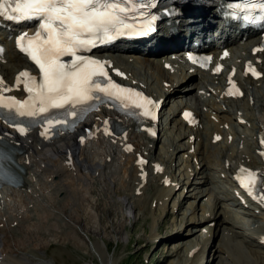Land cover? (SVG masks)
Wrapping results in <instances>:
<instances>
[{
	"label": "rangeland",
	"instance_id": "374dc122",
	"mask_svg": "<svg viewBox=\"0 0 264 264\" xmlns=\"http://www.w3.org/2000/svg\"><path fill=\"white\" fill-rule=\"evenodd\" d=\"M121 64L137 78L145 81L149 89L157 91L160 88L156 79L160 74L159 70L155 67L146 66L149 63L124 61ZM0 68L8 70L10 66L4 64ZM198 82L199 80H195L194 83L198 84ZM250 88L256 102L254 106L249 107L250 111L243 107L244 101L227 106V114L233 117L237 109H243V113L249 121V125L239 128L238 135L234 137V143L241 139L245 145L247 144L248 150H252L254 128L261 121L264 123V108L261 105L264 103V78L260 83L252 85ZM204 120L203 125L207 129L209 125L207 120ZM206 129L204 128L200 132L203 136V146L201 150L199 149L197 156L201 167L204 163L205 167L197 172L198 175L194 178L191 187L188 188L186 194L188 200H186L180 217L179 215L176 218H173L174 215L168 217L169 219L165 217L166 213L174 214L172 204H170L171 208L169 209H167V204L164 207L155 208L153 204L149 206V203L142 208L141 203L136 200L134 202L131 200L127 204L128 198L126 196L132 193L131 188L129 189L132 180L129 177V166L126 167V174L123 173L125 160L122 159H114L111 163H107V167L105 165L106 168L103 165L101 172L94 175V178L87 175L83 169L78 170L74 176L70 177L62 174L61 185L66 186L69 191L76 194L77 202H72L70 198L63 196L62 190L58 194L52 192V187L56 183L46 176L38 181V185L35 186L31 196H14L13 199H9L12 192V189H9L6 195L1 198L0 231L3 238L0 241V258L3 263L185 264V249L172 256L176 245H169L170 241L168 243H165L164 240L158 243L153 241L157 237H164L167 233L183 229V227L182 232H188L190 228L184 226L185 221L188 222L192 217L197 219L202 215L200 209L204 201L209 202L211 206L213 205L211 209L215 208L214 213L223 216L227 221L229 220L230 225L236 226L238 219H240L239 212L231 209V202L233 201L230 195L231 183L222 177V171L225 172L223 158L227 156L230 164L233 165L239 153L236 152L234 144L221 143L215 148L210 147L208 145L210 134ZM160 139L161 142H158L153 155L163 160L164 166L175 177L184 179L186 177L185 167L192 162L188 155L187 158L183 155L186 146L184 137H179V127L174 124L165 126ZM180 142L181 144H179ZM93 145L91 146L92 150H85V155L88 157L101 151L99 146ZM104 146L107 147L106 144ZM164 151L167 153L165 156ZM111 155L113 154L111 153ZM40 156H51V164L60 165V161H57V153L50 149H45L40 153ZM118 156L116 153L115 157L118 158ZM102 157L103 155L99 159L102 160ZM191 169H194L192 165ZM205 176L210 178L207 184H203ZM156 184L154 179L149 182L147 189L149 198L159 195V191H156ZM195 186L204 190L203 195L207 193L201 201H198L199 198H195ZM180 193L177 191L173 198L178 197ZM240 220L248 229L252 223L264 226V215L255 218L244 216ZM238 228L235 230L237 237L235 242L241 240L247 253L250 252V254L263 259L264 248L255 246V242L246 238L240 225ZM221 229L220 226L216 228L218 236L216 238L218 241H214L215 247L217 245L216 248L222 246V242H219L222 235ZM199 235V233H195L189 239L192 242L199 241ZM233 249L234 252L238 250L235 247ZM239 251L242 250L239 249ZM218 252L219 248L215 252L211 264H231V260L227 258L226 254L224 255L221 251ZM242 253L244 254V251ZM168 254L170 258L165 259ZM243 256V260L250 264L247 255Z\"/></svg>",
	"mask_w": 264,
	"mask_h": 264
},
{
	"label": "bare ground",
	"instance_id": "6f19581e",
	"mask_svg": "<svg viewBox=\"0 0 264 264\" xmlns=\"http://www.w3.org/2000/svg\"><path fill=\"white\" fill-rule=\"evenodd\" d=\"M198 9H199L198 11H196L195 9H194L195 11H193V13L196 14V16L194 14L192 17L193 21L195 20V22L190 24V27L207 26V23L210 24L208 21V18H210L211 16L214 17V14L212 11H208L207 14H203L205 11L209 10L210 8L207 10H203L200 8H198ZM189 12H192L191 8L189 9ZM181 26H183V24ZM170 42H172V41H170ZM247 43L248 42L244 43L243 47H241L242 48L241 50H243V51L246 50L244 47H246L248 45ZM11 48H12V45H10V50H12ZM6 57H7L8 64L11 65V69L5 70L3 68L4 70H2V73L5 75V77L9 76L10 74H12L14 72V69H13L14 67L20 66L19 68H21L23 66V65H21L23 62V58H21L14 51H11L8 54V56H6ZM134 58H137V57H134ZM137 59H139L140 62H142V63L154 62L155 68H157L160 71L159 75L161 77L165 75L166 72H164L162 70L161 65L158 63H155V62H158L157 60H155V55L149 54L146 56H142V58H137ZM188 72L187 73L185 72L181 77H179L175 81L172 78H170V80H168L166 78L167 82H169V84H171V87H172L171 93L169 95H167V94L165 95V92L162 91V88L160 86L159 90L157 91V93H158L157 95H159V97L165 96L164 104H166V107L169 105V103H170V107H172V106L179 107L180 105L177 104L175 99H177V98L181 99L183 97H189L192 95V94L190 95V92H194V96L195 97L197 96L196 92L199 88L201 89L202 86L201 87H194L193 89H195V91L192 90L191 84H193L192 81L195 79L196 74L188 73ZM140 80H141V78H140ZM15 81L16 80L14 79V82ZM205 81L207 83L208 80L206 79L205 76H203V88L206 92H210L209 86L204 84ZM252 82H254V81H252ZM14 87H16V84H14ZM12 92L14 94H21L22 93L20 90H18V91L12 90ZM199 98H201V97H199ZM251 98H252V96L248 95L247 99L244 100L243 107H246V109H249L248 111H250L249 107H250ZM196 100H198V98H196ZM234 103H237V102H234ZM261 105H262V108H264V103ZM182 107H185V103ZM213 110L216 112V114H217L216 116L218 117L217 119L220 121L219 124H217V126L214 127V129L219 130L220 126L223 125L224 123H226V122L228 123V121H235L236 117H234V116L232 117L229 114L225 113V111L223 110V107L221 105L214 106ZM240 111H243V110L240 109ZM236 116H237V114H236ZM242 117L248 121V119L245 115L244 116L242 115ZM103 119H104V116L102 117L100 114H98V117L95 119L90 120V118H88L84 121V124H82V128L77 129L78 134L76 136L73 135V136H69V138H59L56 141V143L48 144V145H46L47 147L43 146V144L40 143V141L38 139L39 134L30 133L29 135H27L25 137H21V136H18L17 133H15L13 130H10V128L8 126H6V128H4L2 126L3 124L0 123V136L4 137L5 139H8L10 141H13V142H15V141L21 142L20 144L24 150V153L28 155L26 157L28 159V161H26L25 158L23 161H21V158L19 159L21 163H19L17 161L18 165L24 169L23 173L19 172V170L16 169V172L19 173V175L21 176V178L23 180V185L18 190L12 191L10 193L11 195L9 196L10 197L9 199H13L14 196L15 197L16 196L22 197L25 195H29V196L33 195V191L35 190V186L38 185V181L41 178L47 176L52 181H54V183H56L55 186L52 187V190H51L52 192H55V194H58V192L60 190H62L63 196H66V198H70L72 200V202H75L76 201V194L74 192L69 191V189H67L66 186L61 185L62 174H63V176L70 177L72 175L74 176V174L76 172H78V170L83 169L87 175L91 176V178H94V175H98V173L101 172L103 165H104V167H105V165L107 167V163H111L112 161H114V159H117V160L122 159V160H125V163L123 166L124 167L123 173L126 174V172H127L126 167L129 166L130 176L129 175H127V176H129L130 179L132 180V183H130V185H129V189L131 188L132 193L130 195L126 196L128 198L127 204H129V202L131 200H133V202H134V200H136V201H139L141 203V207L143 208L145 205H147V203H149V206H151L152 202L155 200L156 203H158V204L160 203V206L165 205L167 198H169L170 193L176 187V185L173 183H171V184L168 183V185H167L168 187L163 185L164 180L169 178V176L167 175L166 169H160V164L158 162H154L152 160V158H150L151 150L153 149L155 142H153V141L150 142L148 139H146L144 137V135H138L137 133H134V134H127L125 136V138H124V136H120V138L123 137V138H121V140H120V138L117 139L119 141V144L121 145V149H119L117 147L112 148V146L109 143H106L104 141V138L102 137L105 131L99 130L97 133V130H96V127L100 126L103 123V121H104ZM175 121H178V120H174V122ZM207 121L209 122L208 119H207ZM263 128H264V123L262 121L260 123H258L257 126L254 128V130L257 129V132L254 131L255 132V134H254L255 135L254 136V138H255L254 148L255 149H256V144H257V139H258L257 134L259 137H261V139H263V135H262ZM193 129L194 128L189 129L188 135H186L184 138L185 139L184 143L188 145V148L185 149L183 155L189 149H191L192 144L190 142V137H193L196 134L193 132ZM184 133H183V135H184ZM130 135H132V136H130ZM84 136H87V137L88 136H91V137L96 136L93 139H95V138L98 139V137H102L101 138L102 142H100V144L93 145V146H97V147L99 146L98 148H100V150H101V151H99L100 153L99 152L96 154L93 153V154H91V157H88L87 155H85V150H87V149L92 150V147H91L92 146V144H91L92 139L89 138L86 141H85V139L83 141H82V139L81 140L78 139L79 137H84ZM62 137H64V136H62ZM73 137H77V138L74 139ZM196 137H197V142L195 144V151L196 152L194 154L193 153L191 154V158H193L197 155V151H199V149L201 147V143H202L201 138H199L200 137L199 133L196 134ZM211 138L212 137L210 136L209 140H211ZM77 140H80L81 146L78 145ZM238 142L240 143L241 139ZM103 144H107V147L106 146L103 147ZM127 144L133 145L132 152L126 153V151H124L123 148ZM179 144H181V142ZM209 145L211 146V143H209ZM245 146L243 145V148ZM46 148L50 149L52 152L57 153V157H58L57 161H60L59 166H56L55 164H51V162H52L51 156H40V153L43 152ZM94 149H96V148H94ZM179 149H180V147H179ZM116 152H118L117 153L119 155L118 158L115 157ZM243 152H245V151H243ZM243 152L241 151V153L239 154L240 155V157L238 156L239 160L243 159V155L245 154ZM111 153L113 155H111ZM125 154H127V155L125 156ZM165 154H167V153H165V151H164V156H165ZM102 155H103L102 160H100L99 158ZM139 157H142L143 159H145L144 164L139 165L138 163H135ZM247 159H249L250 162ZM258 159L260 160V158H258ZM244 162H245V164L242 163L243 165L253 166L254 168H258V167H256L257 162L254 160L253 155L249 153V150H247V154L244 155ZM225 163H226V161L224 162V165H225ZM204 164L202 165V167L200 169L205 167ZM238 164H240V162ZM147 165L150 166L149 169H147ZM158 165H159V167H158ZM108 166H111V165H108ZM235 166L237 167L239 165H235ZM188 167H189V164L187 165V168ZM109 168H111V167H109ZM151 171H153V173H151ZM260 171L263 172V174H264V171H262V170H260ZM140 172L142 174L139 177ZM188 172L186 173L188 178L187 177L186 178L189 180L190 173H188ZM157 173L159 174L158 178L160 179V182H161V185L156 184V189H157L156 191H159V195H157V196L154 195L152 197L150 196V198H149V196L147 195V189L149 186V182L153 181V177L156 180V178H157L156 174ZM143 175L146 176L145 177L146 179H144L142 177ZM120 180H122V179H120ZM148 180H149V182H146ZM208 180H209V178L205 176L203 184L206 183ZM143 182H146V183H143ZM190 186H191V183H190ZM127 187H128V185H127ZM10 188L11 187L3 185L0 188V195L1 196L6 195V193L8 192V190ZM125 188H123V189H125ZM13 189H15V188H13ZM194 190L196 191L195 198H196V196H200L199 201H201L204 197V196H202V194L204 193V190L198 186H195ZM136 191H140V194L137 195L135 193ZM197 194H199V195H197ZM37 197H39V196H37ZM1 198H0V201H1ZM186 200H188V199L187 198L183 199L180 203H178V205H176L177 210H176L175 215H177V216H175V217L171 216V217L176 218V217H178V215L180 217V215H181V213L185 207L184 205H186L185 204ZM1 204L2 203L0 202V208H1ZM210 207L211 206L207 202L204 201V203L201 204V208L203 211L202 216H201L202 218L200 220H197V219H194L192 217V219H190L188 222L185 221L184 226L185 227L188 226L190 228L188 232L186 231L185 233H183L182 230H176V231L167 233L163 237L164 241H166L165 243H168L170 241L171 243H169V245H172V244L176 245V247L174 248L175 250L173 249L174 252L172 250V252H173L172 256L179 253L180 250L185 249V262H186L185 264H211L212 260L214 259V254L216 251H218V248H219V252L220 251L223 252L224 255L226 254L227 258H230L231 264H244V262H246V261L243 260V258H244L243 255H247V257L250 259L249 260L251 262V263L249 262L250 264H262V261H264V258L262 259L259 256H254V255H252V253L250 254V252L247 253V251L244 249L245 247H243V245H242L243 243L241 242V240L240 241L237 240L238 242H235V239H237V237L235 236V233L233 232V230L236 229L235 226L230 225L229 224L230 222H228L229 220L227 221L223 216L221 217L220 215L213 213L212 210H210ZM201 222L203 223L202 228H205V234L202 233L199 236L200 241H197V242L193 241L192 242L191 239H189V238L194 235V231H199L198 229H196L197 228L196 224H199ZM212 222L214 224H212ZM176 223H178V221H176ZM211 225H213L214 227H211ZM218 226L222 227V233H221L222 235L220 236L221 240L219 239V242L220 241L222 242V246L216 248L217 245L215 247L214 241H218V240H216V238L218 237L216 235L217 234L216 228ZM238 230H240V228ZM250 233H251V231H250ZM2 238H3L2 232L0 231V241ZM256 239L261 240V237H257ZM189 241H191V242H189ZM145 247H147V245H145ZM234 247L236 249H238V250H236L237 253L234 252V249H233ZM261 247H263V246H261ZM239 249L244 251V254L243 253L241 254L242 251H239ZM192 250H195V253L193 255H190V251H192ZM249 250H251V249H249ZM218 253H216V254H218ZM169 254L165 257V259L170 258V257H168ZM229 263H230V261H229ZM0 264H5V263H3V260L2 261L0 260ZM245 264H247V262Z\"/></svg>",
	"mask_w": 264,
	"mask_h": 264
},
{
	"label": "snow or ice",
	"instance_id": "6c2138e0",
	"mask_svg": "<svg viewBox=\"0 0 264 264\" xmlns=\"http://www.w3.org/2000/svg\"><path fill=\"white\" fill-rule=\"evenodd\" d=\"M143 7L135 0H123V3L111 0H0V16L16 21H42L35 36L28 38L24 34L18 39L21 51L38 67L39 79L27 71L21 72L17 83L23 78L28 99L19 101L0 96V110L14 112L22 118H36L51 109L68 106L75 109L78 105L98 99L97 94H103L119 101L125 109L135 107L142 110L141 115H151V108L155 107L151 100L112 82L104 70V63L78 55L100 41H111L120 35H143L150 31V22L139 26L125 22L130 11ZM232 8L235 13L244 12L243 19L251 20L255 19L251 12L264 13V0H244L243 4L233 5ZM2 52L3 49H0V54ZM64 56L72 57L71 63L62 62ZM97 77L105 82L102 84L95 79ZM2 84L3 81H0ZM4 90L0 87V92ZM67 115L75 116V113L68 112ZM46 122L51 128L66 123L63 120ZM18 131L23 133L25 129L19 127ZM241 183L252 194L257 187V175L248 172L246 182L242 179ZM261 200L264 201V197Z\"/></svg>",
	"mask_w": 264,
	"mask_h": 264
}]
</instances>
